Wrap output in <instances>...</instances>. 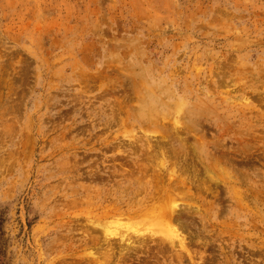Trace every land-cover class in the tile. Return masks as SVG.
<instances>
[{
    "label": "rangeland",
    "instance_id": "obj_1",
    "mask_svg": "<svg viewBox=\"0 0 264 264\" xmlns=\"http://www.w3.org/2000/svg\"><path fill=\"white\" fill-rule=\"evenodd\" d=\"M0 264H264V0H0Z\"/></svg>",
    "mask_w": 264,
    "mask_h": 264
},
{
    "label": "trees",
    "instance_id": "obj_2",
    "mask_svg": "<svg viewBox=\"0 0 264 264\" xmlns=\"http://www.w3.org/2000/svg\"><path fill=\"white\" fill-rule=\"evenodd\" d=\"M1 224H2V221H1V219H0V228H1ZM0 232H1V230H0Z\"/></svg>",
    "mask_w": 264,
    "mask_h": 264
}]
</instances>
